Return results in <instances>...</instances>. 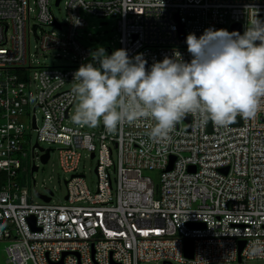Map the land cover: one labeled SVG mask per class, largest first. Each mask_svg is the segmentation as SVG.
<instances>
[{"label": "built area", "instance_id": "obj_1", "mask_svg": "<svg viewBox=\"0 0 264 264\" xmlns=\"http://www.w3.org/2000/svg\"><path fill=\"white\" fill-rule=\"evenodd\" d=\"M57 2L0 0V241L9 243V264H263L264 255L251 248L264 246V111L237 117V124L210 122L211 131L189 115L157 143L148 135L150 119L113 131L102 122L72 125L78 99L63 88L91 61L82 41L94 34L84 14L114 20L120 49L142 53L150 67L174 50L190 61L189 33L240 25L243 34L256 12L264 20V0ZM63 2L67 18L60 23L53 10ZM44 28L58 30L39 36ZM32 34L37 50L71 51L74 65L36 67ZM44 143L59 147L62 170L72 175L64 205L52 203L50 190L37 192L49 203H34L17 181L28 147L42 163L50 153V162ZM86 152L98 160L96 190L78 174ZM147 171L161 173L159 194Z\"/></svg>", "mask_w": 264, "mask_h": 264}, {"label": "clouds", "instance_id": "obj_2", "mask_svg": "<svg viewBox=\"0 0 264 264\" xmlns=\"http://www.w3.org/2000/svg\"><path fill=\"white\" fill-rule=\"evenodd\" d=\"M185 43L190 61L174 50L150 67L142 53L130 57L121 48L108 54L97 46L73 74L71 91L79 101L73 121L102 122L113 131L150 119L148 135L161 143L189 115L199 126H226L264 111V20L257 12L243 34L210 27L199 36L189 33ZM251 254L264 255V246L254 245Z\"/></svg>", "mask_w": 264, "mask_h": 264}, {"label": "rangeland", "instance_id": "obj_3", "mask_svg": "<svg viewBox=\"0 0 264 264\" xmlns=\"http://www.w3.org/2000/svg\"><path fill=\"white\" fill-rule=\"evenodd\" d=\"M56 19L60 23H65L67 18L66 3L63 2L61 7L55 8L53 10ZM85 15V18L89 22L88 32L94 34L93 38L90 39L86 36L82 41L83 45L87 47L91 52L95 51L97 46H103L108 54H111L117 49H120L118 44V39L114 30L115 21L111 19H101L95 18L94 16ZM43 30L48 32L57 31V28H44L41 31L39 30L38 35L40 36ZM60 33V32H58ZM62 33V32H61ZM32 53L35 55L34 64L36 67H69L74 65L75 55L71 52H64L63 50H54L50 52H42L37 50L36 46L38 41L35 34H32L31 37ZM33 75V72L31 73ZM73 84H67L63 90L72 89ZM79 101L72 110V115H74ZM42 117V114H40ZM26 121V118H23ZM70 123L73 125V118L70 120ZM32 146L36 145L37 134L32 133L31 137ZM44 149H52L51 160L47 165H44L41 160L33 158L32 148H27L28 158L22 159L23 170L19 174L17 181L21 184L22 187L27 188L33 198L34 203L43 204V199L39 197L40 195H47L48 190L54 193L53 204H66V197L68 193L66 180L68 181L71 178V174H66L60 165V155L59 147L50 146L46 143L41 145ZM34 163L39 167V171L32 174V168ZM98 166V160L93 159L90 154L87 152L84 153L82 161L80 163L78 174L85 175L86 182L91 190H96L98 188V174L96 172ZM145 176L152 178L156 190L159 194L160 190V176L161 173L157 171H147ZM36 181V184L35 182ZM38 192V193H37ZM9 246L8 242L0 241V264H9L7 247ZM140 264H156V263H140ZM264 264V263H263Z\"/></svg>", "mask_w": 264, "mask_h": 264}, {"label": "water", "instance_id": "obj_4", "mask_svg": "<svg viewBox=\"0 0 264 264\" xmlns=\"http://www.w3.org/2000/svg\"><path fill=\"white\" fill-rule=\"evenodd\" d=\"M60 2H61V0H58V2H57V5H58V6H59ZM232 32H238V33L241 34V32H242V27H241L240 25H235V26L232 28ZM183 39H184V36H183ZM186 119L189 120L188 118H186ZM232 123H233V124H237V123H238L237 119H235L234 121H232ZM209 127H210V131H211V124H209ZM92 157L94 158V155H93ZM49 159H50V153H47V154L43 157V163H44V164H47L48 161H49ZM173 162H174V160L172 161L169 170H172ZM37 171H38V167H34L33 172H37ZM226 173H227V172H226ZM41 198H42L44 201H46L47 203H49V202L51 201V199L48 198V197H46V196H41ZM30 222H31V224L35 227L36 218H35V217H31V218H30ZM192 227H194V225H192ZM243 246H244V244H243L242 247H241V251H242V249H243ZM241 251H240V252H241ZM185 254H186V257H187L188 259H193V258H194V245H193L192 242H187V243H186Z\"/></svg>", "mask_w": 264, "mask_h": 264}]
</instances>
